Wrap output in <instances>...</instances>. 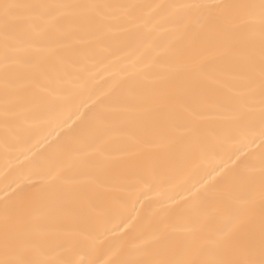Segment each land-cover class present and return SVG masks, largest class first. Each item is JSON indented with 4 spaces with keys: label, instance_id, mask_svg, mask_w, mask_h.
Returning <instances> with one entry per match:
<instances>
[{
    "label": "bare ground",
    "instance_id": "1",
    "mask_svg": "<svg viewBox=\"0 0 264 264\" xmlns=\"http://www.w3.org/2000/svg\"><path fill=\"white\" fill-rule=\"evenodd\" d=\"M3 2L128 7L55 9L7 53L0 22V259L6 216L35 264H203L233 213L259 230L262 97L243 75L259 25L170 6L260 0Z\"/></svg>",
    "mask_w": 264,
    "mask_h": 264
},
{
    "label": "snow or ice",
    "instance_id": "2",
    "mask_svg": "<svg viewBox=\"0 0 264 264\" xmlns=\"http://www.w3.org/2000/svg\"><path fill=\"white\" fill-rule=\"evenodd\" d=\"M113 5H46V4H14L0 3V22L4 26V46L6 53L15 50L20 41L28 40L32 46H38V41H32L29 31L23 27L27 24L33 33L42 34L44 29L37 20L47 22L49 18L54 19V10L60 8L93 10L95 15L104 18L106 9ZM163 7V6H157ZM177 9L202 10V14L196 17V23L202 24L208 16L212 15V10H216V24L225 34L235 35L246 24H257L258 43L256 39H250L243 43V50L247 54V62L243 69V75L249 81L248 99L255 95V82L259 79V94L261 100V126L264 134V0L258 4H182L170 6ZM242 17H247L244 23H237ZM82 23H91L92 18L88 15H80ZM10 57L6 54V62ZM19 62H27L21 60ZM7 68V63H6ZM5 81H8V73L5 71ZM248 99L241 98L237 103H247ZM10 187V185H9ZM6 223L3 230V253L4 258L0 259V264H35L24 258L22 250L15 246L16 234L12 227ZM70 243V241H69ZM218 258L205 261L203 264H264V220L261 221L259 230L249 227L247 221L241 213H233L224 225L222 233L214 241ZM122 264H133L124 261ZM151 264H187L182 259L168 258L156 259ZM194 264V262H193Z\"/></svg>",
    "mask_w": 264,
    "mask_h": 264
}]
</instances>
